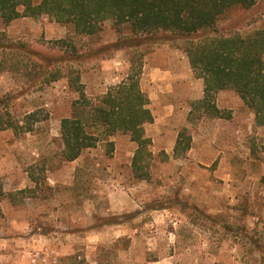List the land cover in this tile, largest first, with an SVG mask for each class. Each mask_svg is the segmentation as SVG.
<instances>
[{"label":"rangeland","instance_id":"374dc122","mask_svg":"<svg viewBox=\"0 0 264 264\" xmlns=\"http://www.w3.org/2000/svg\"><path fill=\"white\" fill-rule=\"evenodd\" d=\"M263 26L264 0L228 12L218 24L242 34ZM158 47L183 52L134 38L111 21L97 36L84 37L47 16L0 20V114L21 124L31 112L49 115L32 133L0 131V180L18 198L1 203L0 264H263L257 244L264 247V128L233 90L216 96L228 119L189 122L198 100L188 94L203 97L200 84H177L168 110L151 102L149 180L134 177L137 145L126 135L111 137L113 153L102 142L74 162L61 156V121L79 99L65 69L80 75L86 96L95 100L125 79L146 51L152 50L144 64L157 59ZM178 63L184 72L181 58ZM46 66L63 76L45 83ZM146 83L141 88L148 96L149 89L164 94ZM183 128L192 149L177 159Z\"/></svg>","mask_w":264,"mask_h":264},{"label":"trees","instance_id":"16d2710c","mask_svg":"<svg viewBox=\"0 0 264 264\" xmlns=\"http://www.w3.org/2000/svg\"><path fill=\"white\" fill-rule=\"evenodd\" d=\"M257 3L258 0H0V20L10 24L20 18L47 16L71 26L76 35L84 37L97 36L104 24L111 21L117 29L128 28L134 38L146 37L155 45L171 43L187 55L194 76L204 83L203 98L191 105L189 122L204 116L228 119L218 108L216 96L221 91L233 90L253 111L255 125L264 128V26L247 34L218 27L228 12L237 8L250 10ZM71 50L74 54L77 48ZM151 52L146 51L142 58L133 61L127 77L95 100L86 96L80 75L65 69L69 86L79 94V99L74 102L71 115L61 121L64 161L74 162L85 150L102 142L113 153L111 137L126 135L137 145L132 160L134 177L150 179L152 139L146 135L145 126L154 123V116L149 96L141 88V77L143 59ZM46 67L45 83L63 76L62 70ZM48 119L45 111H35L27 114L21 124L10 113L0 114V131L32 133L36 123ZM192 143L188 128H183L175 143L174 158L185 157ZM257 151L252 148L253 154ZM31 179L36 182L32 175ZM6 199L18 201L14 194L6 192L0 180V214L1 203ZM257 247L264 264V247Z\"/></svg>","mask_w":264,"mask_h":264},{"label":"crops","instance_id":"0c3cea01","mask_svg":"<svg viewBox=\"0 0 264 264\" xmlns=\"http://www.w3.org/2000/svg\"><path fill=\"white\" fill-rule=\"evenodd\" d=\"M153 55L156 56L155 58L157 59H146L141 77V87L143 85L147 86L146 81H149L154 87L158 86L163 89V95H157V93L153 92L152 89H149V99L152 102L153 107H156L158 104L157 101H160L162 102V107H168L166 110L171 108L170 106L173 104L167 98L175 95V86L180 82L189 83L188 87H190V85L193 86L200 84L202 88V94H204L203 80L201 81L200 79H195L186 54L179 50H173L169 47H158ZM180 58L182 66L185 69L184 72L181 71L178 66ZM158 59H162L163 62H157L160 61ZM151 85L150 87H152ZM188 97H191L195 100H201L203 98L202 96L195 95V93H189ZM163 98L164 100H162ZM172 110H175V107ZM154 120H156L155 116Z\"/></svg>","mask_w":264,"mask_h":264}]
</instances>
